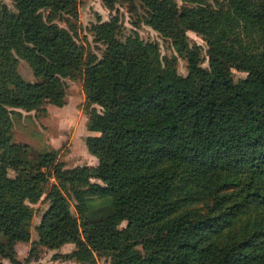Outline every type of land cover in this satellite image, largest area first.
Wrapping results in <instances>:
<instances>
[{
    "label": "trees",
    "instance_id": "obj_1",
    "mask_svg": "<svg viewBox=\"0 0 264 264\" xmlns=\"http://www.w3.org/2000/svg\"><path fill=\"white\" fill-rule=\"evenodd\" d=\"M123 1L185 55L186 74L135 29L121 33L116 15L92 25L98 58L54 21L69 24L78 0H0V264L20 263L15 244L30 239L42 196L36 243H74L67 255L81 263L264 264V0ZM187 30L204 36L208 66ZM232 67L246 75L234 80ZM77 76L97 163L65 167L55 149L27 158L13 108L61 104Z\"/></svg>",
    "mask_w": 264,
    "mask_h": 264
},
{
    "label": "rangeland",
    "instance_id": "obj_2",
    "mask_svg": "<svg viewBox=\"0 0 264 264\" xmlns=\"http://www.w3.org/2000/svg\"><path fill=\"white\" fill-rule=\"evenodd\" d=\"M2 1L10 9H15L13 0ZM177 1L181 3V0ZM46 13L43 10L44 16ZM112 15L117 16L121 33L128 34L135 29L144 41H153L157 44L162 61L174 59L177 71L180 74L187 73V58L176 50L172 40L146 23L135 24L137 16L129 10L128 3L123 0L116 2L112 9L106 7L103 0H78L77 16L71 19L69 24L60 15H56L54 21L59 25L71 28L75 40L83 45L85 52L93 53L99 58L102 56L105 45L101 41L95 40L92 25L99 20L109 19ZM186 33L189 43L197 45L202 65L208 66V47L204 36L194 30H187ZM15 55L18 73L26 80L36 81L37 77L27 60ZM231 72L234 80L246 75L245 71L235 67L231 68ZM65 83V96L61 104L45 102L39 108L32 110L13 108L14 110L10 113L12 139L15 142L27 144L26 156L31 160H36L42 152L55 149L57 161L65 167L81 164L95 165L97 157L88 150L86 136L98 132L89 130L87 126L88 108L86 107L87 101L82 76L65 77ZM14 173V170L9 169L10 175ZM92 201L98 205L105 203V200L97 197ZM47 203L48 201L42 196L37 202L31 204L34 213L29 225L30 239L17 241L15 245L19 264H86L67 255L74 249V243H66L58 248H47L36 243L38 236L35 227L40 221ZM74 203L75 200L71 197V210L76 213ZM124 225L125 221L119 227ZM95 256L98 264H110L111 262L108 255ZM3 261L9 262L7 258Z\"/></svg>",
    "mask_w": 264,
    "mask_h": 264
},
{
    "label": "crops",
    "instance_id": "obj_3",
    "mask_svg": "<svg viewBox=\"0 0 264 264\" xmlns=\"http://www.w3.org/2000/svg\"><path fill=\"white\" fill-rule=\"evenodd\" d=\"M16 245V244H15Z\"/></svg>",
    "mask_w": 264,
    "mask_h": 264
}]
</instances>
